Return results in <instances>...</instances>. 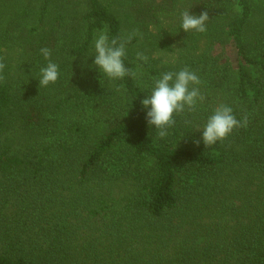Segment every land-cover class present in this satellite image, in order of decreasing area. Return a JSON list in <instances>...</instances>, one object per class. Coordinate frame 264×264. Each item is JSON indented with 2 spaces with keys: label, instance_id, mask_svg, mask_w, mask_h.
<instances>
[{
  "label": "trees",
  "instance_id": "1",
  "mask_svg": "<svg viewBox=\"0 0 264 264\" xmlns=\"http://www.w3.org/2000/svg\"><path fill=\"white\" fill-rule=\"evenodd\" d=\"M137 29V75L110 80L98 32ZM45 47L59 78L39 88ZM0 58V264H264V0H0ZM184 67L205 100L157 139L141 101ZM221 103L248 126L205 148Z\"/></svg>",
  "mask_w": 264,
  "mask_h": 264
},
{
  "label": "clouds",
  "instance_id": "2",
  "mask_svg": "<svg viewBox=\"0 0 264 264\" xmlns=\"http://www.w3.org/2000/svg\"><path fill=\"white\" fill-rule=\"evenodd\" d=\"M190 9H184L180 13L181 29L184 32L205 33L207 31L206 23L209 20L207 11L199 15H191ZM150 26V30H151ZM142 34L139 30L127 35L117 36L109 39L105 31L98 32L94 41V66L98 68L110 80H122L126 76L135 77L137 73L131 71L124 64L126 57V46L132 39ZM175 48V46H173ZM178 50V49H177ZM41 54L49 63L46 67L40 69L39 88L54 84L59 78L58 65L51 62V50L41 48ZM136 59L147 63L148 57L143 53H137ZM5 64L0 58V73L3 72ZM4 79L0 75V81ZM202 81L199 76L184 67L178 72H164L158 78H154V83L148 96L141 101L142 107L147 109L146 121L150 128H155L157 139H164L169 135L168 130L175 123L177 115L187 112H194L197 104L203 103L205 96L201 93L199 85ZM120 91V88H117ZM189 123V121H185ZM248 126V116L245 114L241 120L234 115L233 108L227 104H218L213 114L207 119L203 128L196 129L202 132L201 140L205 148H210L218 142H223L228 136L238 128ZM201 140H195L193 143L199 146Z\"/></svg>",
  "mask_w": 264,
  "mask_h": 264
},
{
  "label": "rangeland",
  "instance_id": "3",
  "mask_svg": "<svg viewBox=\"0 0 264 264\" xmlns=\"http://www.w3.org/2000/svg\"><path fill=\"white\" fill-rule=\"evenodd\" d=\"M150 31L153 32V33H156L157 29H156V27L155 28H151ZM234 52H235L234 48L231 45H229L225 52H220V54H221L220 56L222 58H225V59H227V57L235 59ZM216 53H219V51L216 52ZM177 56H178V52H177V48L176 47L174 48V50L172 52H161V53L154 54V57H156L157 59L162 61L161 62V66H163L165 63L173 62L177 58Z\"/></svg>",
  "mask_w": 264,
  "mask_h": 264
}]
</instances>
